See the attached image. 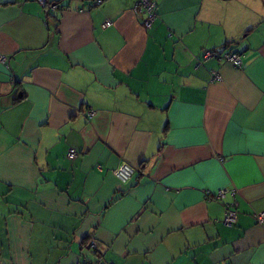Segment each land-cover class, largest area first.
Here are the masks:
<instances>
[{
	"label": "crops",
	"instance_id": "crops-1",
	"mask_svg": "<svg viewBox=\"0 0 264 264\" xmlns=\"http://www.w3.org/2000/svg\"><path fill=\"white\" fill-rule=\"evenodd\" d=\"M46 1L0 0V264H264V0Z\"/></svg>",
	"mask_w": 264,
	"mask_h": 264
},
{
	"label": "built area",
	"instance_id": "built-area-1",
	"mask_svg": "<svg viewBox=\"0 0 264 264\" xmlns=\"http://www.w3.org/2000/svg\"><path fill=\"white\" fill-rule=\"evenodd\" d=\"M37 1L42 7L47 6L48 10H51L52 12H55L57 10L56 4H50L46 0H35ZM101 0H97L96 3H100ZM135 8H140V10L145 14V20L144 25L146 27H149L151 23L155 20L157 16V3L154 0H136ZM109 24L108 21L104 23L103 26H107ZM204 59L209 58H216L218 60H225L229 63H231L233 66L242 68L243 64L240 60V57L237 54L234 53H219L216 51H206L203 54ZM6 58L0 54V63H5ZM211 79L213 81H219L220 76L216 72L211 73ZM77 155V151L74 149H69L67 152V157L69 159L74 158ZM134 174V168L127 164L126 162H122L119 166H117L115 169L112 170V175L122 184L129 181ZM230 193L232 195H235L234 190H227V189H220L216 192L215 197L217 199L224 197L227 193ZM237 203L233 204V206H236ZM232 206V205H231ZM236 212L234 209H230L227 207L224 217H223V223L226 226H231L233 222H235ZM255 222L259 225H264V210L254 213ZM90 247L92 249L99 250L101 249V246L95 241L91 240Z\"/></svg>",
	"mask_w": 264,
	"mask_h": 264
},
{
	"label": "trees",
	"instance_id": "trees-1",
	"mask_svg": "<svg viewBox=\"0 0 264 264\" xmlns=\"http://www.w3.org/2000/svg\"><path fill=\"white\" fill-rule=\"evenodd\" d=\"M155 1V0H154ZM50 4H56L57 5V10L59 9V8H62V7H60V3L59 2H56V3H50ZM43 8H45L46 10H47V12L49 11V12H51V13H54V12H52L51 10H48L47 8V6H44ZM56 10V11H57ZM55 11V12H56ZM154 22V21H153ZM152 22V23H153ZM151 23V24H152ZM151 26V25H150ZM149 26V27H150ZM223 53V52H222ZM234 54H237L238 55V53H234ZM92 240H94V239H92ZM96 241V240H95ZM90 242H91V240H89V244H90ZM97 242V241H96ZM98 243V242H97ZM88 244V247H89V249L92 251V253H93V255H95V256H97L98 255V257H97V259L95 260V261H90V260H88L86 257H82L81 258V260H80V263L81 264H112V263H109V262H101V260H100V255H99V253L102 251V248L101 249H99V250H96V249H92L91 247H90V245ZM99 244V243H98ZM100 245V244H99ZM101 246V245H100Z\"/></svg>",
	"mask_w": 264,
	"mask_h": 264
}]
</instances>
